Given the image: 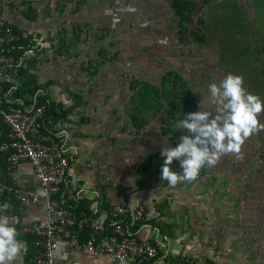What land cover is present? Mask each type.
Segmentation results:
<instances>
[{"label":"rangeland","instance_id":"obj_1","mask_svg":"<svg viewBox=\"0 0 264 264\" xmlns=\"http://www.w3.org/2000/svg\"><path fill=\"white\" fill-rule=\"evenodd\" d=\"M201 1H196L197 9ZM169 6L170 0H0L1 11L5 9L25 22L35 38L32 48L40 44V51L27 56L46 81L56 84V101L64 108L73 106L68 116L74 120L76 134L80 125L86 124L92 132L100 151L95 161L109 167L107 189L126 196L142 194L151 218L148 224L171 237L179 248L182 215L188 200L190 207H195L197 179L172 187L161 175L139 174L150 148L137 151L138 139L134 137L140 136L138 130L143 127L155 126L157 140L151 150L159 155L158 160L163 158L162 149L176 146L178 141L172 140L170 133L164 136L160 127L167 129L170 122L163 126L155 121L154 87L172 70L188 81L196 106L203 103L198 99L203 96L200 71L218 67L214 57L218 61L221 54L228 56L230 15L239 23L240 14H231L230 0L202 5L205 39L197 45L189 39L179 40L176 17ZM147 87L151 89L149 97ZM176 123L171 126L175 132L180 130ZM171 167L182 171L180 164ZM92 168L100 171L98 166ZM98 188L104 191L100 182Z\"/></svg>","mask_w":264,"mask_h":264},{"label":"crops","instance_id":"obj_2","mask_svg":"<svg viewBox=\"0 0 264 264\" xmlns=\"http://www.w3.org/2000/svg\"><path fill=\"white\" fill-rule=\"evenodd\" d=\"M230 3L233 7L231 14L235 17L236 14H240V21L238 23L237 17L232 18L230 15L228 56L222 57L221 54L218 61L214 57V65L217 62L219 66L212 67L210 71H200L204 78L203 96L198 99L203 103L199 104L197 109L213 114L216 113L217 106L209 98L208 86L211 83L219 84L228 73L242 75L247 91L264 101V0H230ZM5 11L2 9L0 13L12 27H16L24 35L31 33L26 30L25 22ZM22 58V64L25 66V60L30 58L27 55H23ZM16 69L14 67L12 71L7 70L10 80L6 83L14 84L8 96L17 85ZM31 72L35 73L37 83L42 86V90L36 95L59 103L56 101V84L50 80L46 81L37 66L36 70ZM58 108L61 111L66 109L63 106ZM259 119L264 123V113H261ZM72 121L74 120L69 116L59 120L56 131L61 134L64 150L71 162L67 178L80 190V198L76 202H87L86 208L90 214L94 215V218L105 220L109 212L104 208L106 204L110 208L118 203H127L131 207L138 205L144 207L145 199L142 198V194L133 197L130 194L126 196L117 193L116 190L114 192L107 189L106 174L109 167L107 163L103 166L95 161L100 151L96 150V140L92 132L87 131L86 124V126L80 125L79 134H76L74 130L76 125H72ZM155 121L159 123L157 119ZM154 127L148 125L138 130L140 136L134 137L138 139L134 146L137 151L149 146V154H157L152 153L151 150V145L154 144L155 147L157 140L153 135ZM160 127L163 131L162 126ZM133 131L136 129L134 128ZM163 135L166 136L164 133ZM148 136H151V139H148ZM93 166H98L101 173L97 168H92ZM15 177L22 186L39 188V182L27 162H21L16 166ZM99 182L104 185V191L98 188ZM125 189L128 188H123ZM187 197L189 199V195ZM3 205L4 201L0 199V210ZM186 206L181 220L179 248L171 237L159 233L155 227L150 225L151 228L141 229L139 237L156 239L158 242L160 254L148 264H177L179 259V264H264V129L246 139L240 153L225 154L214 166L202 168L196 181L195 207L194 205L190 207L189 200ZM144 209L150 221L148 211L145 207ZM45 219L43 203L29 205L20 214L22 224H34ZM28 237L30 236L19 231L18 239L22 242L23 251L15 264H35L31 259L34 246L28 242ZM81 241L85 240L81 239ZM170 257L174 260L171 261L172 263H167L165 258ZM54 262L55 264H127L107 257L95 258L62 244H59L54 251Z\"/></svg>","mask_w":264,"mask_h":264},{"label":"built area","instance_id":"obj_3","mask_svg":"<svg viewBox=\"0 0 264 264\" xmlns=\"http://www.w3.org/2000/svg\"><path fill=\"white\" fill-rule=\"evenodd\" d=\"M13 27L0 13V46L20 40ZM27 53L25 54V56ZM23 63L13 56L0 52V137L7 130L6 139L0 141V155H6V173L10 182H6L1 172L0 158V199L4 201L0 210V219L7 218L10 225H19L20 232L34 237L35 264H55L54 251L59 244L73 250L85 252L93 257H107L127 264H148L158 255V242L141 238V229L148 225L145 209L127 203L113 205L106 214L110 220L111 232L105 234V219L86 218L85 214H76L67 206L80 198V190L67 178L69 157L64 150L61 134L56 131L54 117L48 120L49 129L42 132L45 106L36 105L37 96L32 104L26 106L21 101L5 102L3 84L9 82L7 70L12 71ZM56 115L62 111L56 107ZM21 162L31 165L33 174L39 182V188H28L16 181L15 168ZM14 202L19 207L14 208ZM43 203L46 219L34 224H22L20 214L29 205ZM91 231L85 241H81L78 224ZM137 230H133L134 226ZM79 233V234H78ZM99 237V238H98Z\"/></svg>","mask_w":264,"mask_h":264},{"label":"clouds","instance_id":"obj_4","mask_svg":"<svg viewBox=\"0 0 264 264\" xmlns=\"http://www.w3.org/2000/svg\"><path fill=\"white\" fill-rule=\"evenodd\" d=\"M244 84L242 75L228 73L219 84L208 86L209 98L217 106L215 114L198 110L177 121L176 127L189 134L181 135L175 147L162 149L161 180L172 187L193 182L202 168L214 166L225 154L240 153L246 139L264 129L259 119L264 101L248 92ZM174 160L182 171L172 169ZM18 235L7 218L0 219V264H15L21 255Z\"/></svg>","mask_w":264,"mask_h":264},{"label":"trees","instance_id":"obj_5","mask_svg":"<svg viewBox=\"0 0 264 264\" xmlns=\"http://www.w3.org/2000/svg\"><path fill=\"white\" fill-rule=\"evenodd\" d=\"M197 0H170V12L176 17V25L178 27V35L180 41H185L186 39H189L191 43H196L197 45H200L203 43L205 39V34H203V19L201 16V10L202 5L204 4H210L211 0H202L200 2L201 6L197 9ZM200 9V12L198 10ZM197 13V15H196ZM196 15V16H195ZM195 16V17H194ZM14 33L18 34L21 38L19 41H16L14 43L8 44L4 42L1 46V53H4L8 56H13L16 62L19 61L20 58L23 57L28 52H37L42 49L40 47V44L37 45V47L34 49L32 48V44L34 42V37L30 34L24 35L23 32H21L16 27H13ZM59 42L63 43L62 40H59ZM104 49H101L100 52H102ZM25 66L24 64L17 67L16 71L17 74L15 76V79L17 80V85L15 87V90L8 96L9 90L14 87V84L12 83H5L3 84V93L6 95L5 102H12L15 104L17 101H21L26 106H30L33 102L32 99L34 96H37L36 99V105H43L45 106V115L43 118V127L42 132L46 133L49 129L48 126V120L50 116L54 117V121L57 123L61 119H65L70 113L73 111V106H69L64 111L62 110L61 115H56L54 113L55 107H61L59 103H54L51 100H49L47 97H43L41 95H36L38 91L42 90V86L37 83L36 75L35 73H32L31 70L35 71V62L32 58L25 60ZM188 81L184 79V77L175 72V71H167L164 75L161 77L160 85H156L154 87V91L152 92V99L154 103L156 104L155 110L158 113L156 115V118H158L159 123L164 124L166 122H170V126L167 124V129L163 128L164 134H171L172 140L176 139L179 142V137L183 134H188L185 130L180 129L179 131H173L172 125L174 122H177L180 120V118H183L184 115H187L188 113L196 112L197 106L195 104V95L194 93L187 87ZM187 88H186V87ZM148 87L146 88L145 94L147 97L151 96L150 91ZM144 94V95H145ZM16 105V104H15ZM180 117V115H182ZM171 128H169V127ZM185 131V132H184ZM7 130L4 127V133L2 137H0V141L6 139ZM1 172L3 175V178L6 182H10L9 177H7L6 169L8 164L6 163V155L1 154ZM159 155L158 154H149L147 156V160L139 166L138 173L141 175H150L158 177L161 175V165L163 164V159L158 160ZM71 162L69 161V165ZM174 166H179L178 161H173ZM87 202L82 201L80 203L73 202L71 204H68L67 206L71 207L72 210L76 212V214H85L86 218H94V215H91L89 210L86 208ZM19 207L17 202H14V208L17 210ZM105 210H109V205L106 204L104 207ZM17 230L19 229V225L15 226ZM138 226H134L132 229L137 230ZM80 233V238L82 240H86L90 237L91 231L86 228L82 222L81 224H78L75 228ZM20 230H18L19 233ZM111 232L110 227V220L107 219L105 221V234H109ZM28 236V235H27ZM31 237V236H30ZM28 237V242L31 243V245L34 243L35 239L34 237ZM158 254L160 252L158 251ZM174 259L165 258V261L167 263H172ZM173 264V263H172ZM179 264V262L177 263Z\"/></svg>","mask_w":264,"mask_h":264}]
</instances>
